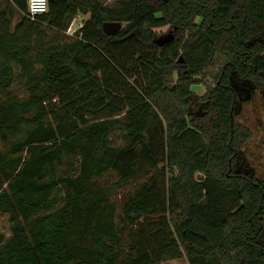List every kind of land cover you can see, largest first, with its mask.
<instances>
[{"label":"trees","instance_id":"1","mask_svg":"<svg viewBox=\"0 0 264 264\" xmlns=\"http://www.w3.org/2000/svg\"><path fill=\"white\" fill-rule=\"evenodd\" d=\"M6 1L0 264H264V177L236 119L264 102V0H47L33 18Z\"/></svg>","mask_w":264,"mask_h":264},{"label":"rangeland","instance_id":"2","mask_svg":"<svg viewBox=\"0 0 264 264\" xmlns=\"http://www.w3.org/2000/svg\"><path fill=\"white\" fill-rule=\"evenodd\" d=\"M106 4H113L114 0H100ZM5 0H0V6L3 5ZM5 6V5H4ZM87 16L77 15L69 29L68 33L72 34L78 27L83 23L82 20H85ZM18 17H13L12 22L17 20ZM15 22V21H14ZM124 23H122V26ZM172 28L170 26L157 28L155 29L156 39L159 41L168 40L172 33ZM175 77V76H174ZM210 78H199L198 83H193L190 86V89L195 92L197 95H203L206 91V86L211 84ZM264 94V92H263ZM248 93L244 92L243 98L247 97ZM264 96V95H263ZM237 121L241 124L246 125L252 133L251 139L245 144L244 149L241 152V156L248 158V162L258 171V173L264 177V102L261 99L260 93L258 90H255V93L250 101L247 103H243L237 109ZM252 153L254 155V160L250 161L249 154ZM116 177L113 173H109L102 178H100V185H108L115 181ZM139 180L129 182L121 188L115 189L112 193L111 199L116 200L117 202V210L118 213L120 211V206L125 196L126 192L133 191L137 185L139 184ZM10 229L9 223L7 221V216L5 214H0V235H3L5 238L9 236ZM162 264H188L186 259L183 257L177 260L165 261Z\"/></svg>","mask_w":264,"mask_h":264},{"label":"built area","instance_id":"3","mask_svg":"<svg viewBox=\"0 0 264 264\" xmlns=\"http://www.w3.org/2000/svg\"><path fill=\"white\" fill-rule=\"evenodd\" d=\"M48 7L47 0H28V12L27 15L33 18L36 14L46 12Z\"/></svg>","mask_w":264,"mask_h":264},{"label":"water","instance_id":"4","mask_svg":"<svg viewBox=\"0 0 264 264\" xmlns=\"http://www.w3.org/2000/svg\"><path fill=\"white\" fill-rule=\"evenodd\" d=\"M103 30L106 34L108 35H114L118 33L122 27V23L119 21H114V22H104L102 24ZM160 43H163L162 41L157 40ZM167 41V40H166Z\"/></svg>","mask_w":264,"mask_h":264},{"label":"crops","instance_id":"5","mask_svg":"<svg viewBox=\"0 0 264 264\" xmlns=\"http://www.w3.org/2000/svg\"><path fill=\"white\" fill-rule=\"evenodd\" d=\"M7 4V1L5 0V2L3 3V5L2 6H0V8H3L4 7V5H6ZM15 17H18V15L17 14H15L14 15ZM85 19V18H84ZM18 20V19H17ZM17 20H14L13 22H12V25L14 26L15 25V23L17 22ZM82 21H84V20H82ZM173 260H177V259H173ZM167 261H170V260H167ZM172 261V260H171Z\"/></svg>","mask_w":264,"mask_h":264}]
</instances>
